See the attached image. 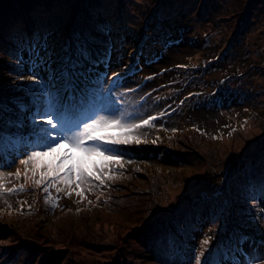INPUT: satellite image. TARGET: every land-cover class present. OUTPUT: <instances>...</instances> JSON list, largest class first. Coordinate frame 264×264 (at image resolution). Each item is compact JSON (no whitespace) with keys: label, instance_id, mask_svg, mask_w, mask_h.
Masks as SVG:
<instances>
[{"label":"rangeland","instance_id":"rangeland-1","mask_svg":"<svg viewBox=\"0 0 264 264\" xmlns=\"http://www.w3.org/2000/svg\"><path fill=\"white\" fill-rule=\"evenodd\" d=\"M144 1L147 2V0ZM218 1L223 3L222 0ZM115 4L119 6L114 0L104 2V16H98V10L95 12L97 16L94 12L85 16L91 26L96 25L92 23L97 22L104 24L103 34L105 37L107 36L109 45L101 50L99 57L93 62L86 63L87 61L84 60L87 58L83 57L82 62L86 63L83 65L86 67L84 75L75 76L74 83L72 81L70 83L74 88L73 94L77 98V104L89 106L80 114L79 119L89 118L96 107L100 106V99L103 104L109 102L110 94L109 96H100L102 90L106 93L110 87L113 88L112 98L118 99L120 107L125 112L145 119L148 116H157L158 119L154 122V127L141 130L142 137L146 138L149 143L118 146V151L123 154L124 160L132 161V163H126L122 170L118 169L117 179L108 181L107 186L92 191L85 190L86 198L83 200L75 192L68 196L65 195L67 189L57 193L53 188L50 190L51 201L46 204L45 196L47 194L42 189H33L30 185L26 186L24 192L6 196L4 200H7V204L4 200H0V221L6 226V229L0 227V234H2L0 243L9 251L8 254H0V260L3 259L0 264H41L43 257L50 256L52 258L55 253L63 255L61 264H100L101 261H109L113 247L96 249L95 245L89 243L96 242V239L102 241L108 239L111 245L114 242L115 245L120 246L123 244V240L120 241L122 237L117 242L114 236L120 233L121 230L117 231V226L122 221H120L117 211L99 213L94 210L97 197H108L109 199L115 197L116 201L121 195H125L131 190L133 192L141 191L144 188L142 178L149 180L153 189L166 190L161 192V197L155 198L153 202V204L157 203L159 210H164L166 205L171 202H184L191 200L194 196H201L204 192H212L209 180H202L199 184L190 180L193 174L199 177L203 167L196 171L181 163L178 165L162 163L159 157L157 159L152 156L154 155L151 153L153 148L157 147L160 151L162 146L165 148L164 144L172 138L176 140V138L183 137V141L185 138H190L196 144L198 142V154L205 157L206 164H208L216 161L220 152L229 149L242 147V150H252L243 146L247 142L255 141L257 133L264 137L262 131L264 130V98L260 100L259 97L260 104L257 103V105L246 98L239 102L237 97L230 96L228 99L225 92L221 93L217 86H213L214 82L224 78L223 74H226L228 66L227 71L230 70V72L227 75V80L231 83L220 85L223 89L228 88L229 93L236 86L243 88L241 82L245 83V86L247 83H252V88L257 83L264 86V79L258 77L257 72L253 71L251 66L258 62L262 64L260 60L264 59V11H262L264 7L261 10H256L255 14L259 15L252 16L250 24L244 30L237 32L244 44L241 56L232 62L222 61L216 69H210L209 78L213 81L207 78L198 81L195 86L192 81L189 84V80L191 76L198 75L194 67L199 65L200 52L202 51L200 46L206 45L205 53L214 55V50L211 51L208 46L215 45L217 42L221 46H225L233 33H236L233 31L236 27L228 28L226 21L223 20L225 17L219 16L218 9L212 8L210 20L206 23L198 22L194 16L180 15L169 19V23L167 22L168 24L163 26L164 29L157 28L142 39L143 34L146 35L145 30L147 32L145 23L149 24L152 21V19L148 21L146 19L145 14L148 11H145L144 2L130 0L120 14L121 11L118 7L113 9ZM48 8L50 10L43 12V19L39 18L36 22V31H41L40 35L31 43L26 44L30 51L28 59L33 63V69H37L41 65H44L45 70L47 69V62H50L49 57H54L52 54H55L57 48L62 44L61 35L54 36L53 29L59 26L60 20L63 22L64 19L68 20L67 16H59V13L56 12L57 5L53 4ZM99 9L103 11V9ZM219 9L221 10L220 7ZM144 11L146 13H143ZM221 13L223 14L224 11ZM106 14L110 15L106 16ZM220 19H222L221 22ZM234 20L235 18H232L228 25L232 26ZM18 28L19 30L25 29L19 26ZM94 30L97 33L91 32L90 35L88 34L89 38L101 33L95 26ZM172 34L184 36L182 42L168 40L173 36ZM19 43L22 45L21 42ZM82 47L80 51L76 52L73 47L72 56L75 57L84 51ZM80 62L81 57L78 56L76 63L78 70ZM55 65L53 64V66ZM190 71L192 74H189ZM41 72L43 73H41V77L39 75L36 77L43 82L52 95L66 97L69 94V81L66 78L62 80L57 78L53 82L48 80L47 72L42 70ZM114 73L119 74L118 87H114L112 84L115 79ZM56 74L58 72L54 73V75ZM20 75H23L24 79L20 80L17 77L14 80L15 88L21 87L23 91H28L33 109L32 117L38 106L37 97H39L41 108L44 107V97L34 88L33 82L27 79L30 74ZM137 82H142L139 85L142 87L127 93L126 89L132 85L135 86ZM87 89L91 93L89 98L85 95ZM94 96L95 99H93ZM27 113L29 114V112ZM161 113L164 115L161 116ZM7 116L9 117V113ZM10 116H12V119L9 118L10 121L21 120L18 131H15L14 135L25 132H31L33 135L32 119L23 120L19 119V115L14 117L12 114ZM25 116L30 118L28 115ZM25 116L23 115V117ZM173 129L176 131H172ZM153 140L156 143H151ZM31 145L32 143L26 144L15 154H8L9 159L5 162V167H0V171L15 172L16 167L23 170V166L19 165V159L23 158L21 155L23 151L32 150ZM234 152L237 151L232 150L230 154ZM211 154H213V158L209 157ZM199 155L194 158L203 161ZM185 156H179L176 159L193 160L191 156L188 158ZM259 158L264 159V146L259 150ZM13 160L15 163H12ZM3 162L4 160L0 159V163ZM231 162H233L232 157L225 159L215 171L229 169ZM120 172L123 174L119 175ZM183 181L189 182L183 184ZM22 183H24L23 177L19 180L12 179L8 186L18 187ZM171 185L172 187H170ZM60 187L64 186L60 185ZM132 191L131 194H133ZM35 196L36 198H34ZM9 204L11 208L8 207ZM255 216L259 222L256 226V236L261 240L259 243L261 247L257 254L250 255L249 253L247 259H240L234 264H264V212L257 211ZM92 226L93 228L90 230L89 228ZM200 228L203 233H208L210 228L212 230L215 227H205L204 224H201ZM88 229L90 232L87 231ZM252 231H255V227H252ZM30 240L35 243L26 248L28 246L26 242ZM17 241H20V244L14 245ZM196 246L197 255L201 252L204 253L201 256L202 260L207 253V248L202 244L201 237ZM142 261H144L141 262L142 264H148L144 259Z\"/></svg>","mask_w":264,"mask_h":264},{"label":"trees","instance_id":"trees-1","mask_svg":"<svg viewBox=\"0 0 264 264\" xmlns=\"http://www.w3.org/2000/svg\"><path fill=\"white\" fill-rule=\"evenodd\" d=\"M105 1L107 0H0V159L1 161L4 160L3 164L9 159L8 154H15L24 145L34 142V136L31 132L14 135L15 131H18L21 120L10 121L12 119L10 115L12 114L14 117L19 115V119L30 120L33 112L28 91H23L21 87V90L20 88L16 89L14 80L18 75L24 73L30 75L34 73L35 76L41 77L43 74L41 70L47 72L48 80L53 82L57 78L64 79L63 73L65 71L73 73L71 78L73 83L75 76L84 75L86 67L83 65L93 62L99 57L101 50L109 45L107 36L105 37L103 34L105 26L102 22L92 23L96 24L94 26L101 33L94 37L91 36V38L88 37L91 32H97L85 18L89 13L93 14L94 12L95 14L97 10L98 16H104ZM114 1L119 6L115 4L113 9L118 7L121 11L120 14L130 0ZM142 1L145 5V11H148L147 13L143 12L146 13L147 21L152 19L151 23H145L147 32L145 30L146 35L143 34L142 39L157 28L164 29L163 26L165 27L169 23V19L180 15L194 16L198 22L206 23L210 20L212 8L218 9L219 16L225 17L223 20L226 21L228 28L236 27L233 30L236 33H233L225 46H221L218 42L208 46L211 51L214 50V55L205 53L206 45L200 46L202 51L200 52L199 65L194 67L198 75L191 76L189 80V84L192 81L195 86L198 81L209 78L210 69H216L222 61L232 62L241 56L244 44L237 32L244 30L250 24L252 16L259 15L255 14L256 10H261L264 7V0H222L223 3L218 0ZM53 4L58 6L56 12L59 13V16H67L68 18V20L64 19V22L60 20L59 26L53 29L54 36L61 35L62 44L57 48L55 54H52L54 57H49L50 62H47L46 70L44 65L33 69V63L28 59L30 51L26 44L31 43L40 35L41 31H36V22L44 16L45 10H50L48 7H52ZM221 11L224 13L222 14ZM109 15L106 14V16ZM232 18L235 20L230 26L228 22ZM159 20L161 21L159 22ZM170 23L173 24V22ZM18 26L25 29L19 30ZM172 35L168 40L182 42L184 36ZM73 47L75 52L80 51L81 47L84 51L74 57L72 56ZM78 56L81 57L79 70L76 67ZM83 57L87 58L84 60L87 61L86 63L82 62ZM261 62L262 64L258 62L251 66L252 70L257 72L258 77L264 79V59H261ZM53 64L56 65L53 66ZM213 65L215 66L212 67ZM227 70L226 74H223L224 78L214 82L213 86H217L221 93L225 92L228 99L230 96L237 97L240 102L246 98L256 105L257 103L260 104L258 98L260 97V100L264 98V86L262 87L259 83L252 88V83H247L245 86V83L241 82L243 88L236 86L233 91L230 90V93L228 88H222L220 84L231 83L227 80V75L230 72ZM56 72L58 74L54 75ZM189 74L192 72L190 71ZM209 80L213 81L211 78ZM141 83L137 82L135 86H130L126 89L127 93L141 88L142 86H139ZM90 94V90L87 89L85 95L89 98ZM102 95L101 92L100 97ZM206 99L208 100V98ZM100 100L99 103L102 105ZM8 113L9 117L7 116ZM23 115H28L30 118L23 117ZM262 131L264 134V130ZM255 135H257L255 141L247 142L243 146L252 150L233 147L234 149L220 152L219 158L208 164H206V158L198 154V142L196 144L190 138H185L184 141L182 140L183 137L176 138V140L172 138L164 144L165 148L162 146L160 151L157 147L153 148L151 153L154 155L152 156L157 159L159 157L162 163L168 165L181 163L196 171L203 167L200 176L197 177L196 174H193L190 180L196 184L201 183L202 180H209L212 192H204L201 196H194L191 200L184 202H171L166 205L164 210H159L157 203L153 204V202L155 198L161 197V192L166 190L153 189L149 180L142 178L144 188L141 191L133 192L131 190L133 194L131 191L125 193L116 201L115 197L111 196V199L108 197L97 199L94 210L99 213L117 211L122 222L117 226V231H121L114 236V239L118 242L119 238L122 237L120 241L123 240V244L120 246L115 245L114 242L111 245L108 239H104L105 241L96 239V242L89 243L95 245L96 249L113 247L110 260L101 261L100 264H142L141 262H144L142 259L148 264H196V243L200 237L202 242L205 239L209 240V244L205 245L207 253L202 258L201 264H234L240 259H247L249 253L250 255L257 254L261 247L259 245L261 240L256 236V226L259 222L254 214L257 211L264 212V159L259 158V150L264 146V137L259 133ZM232 150L237 152L230 154ZM186 154L188 156H185ZM198 155L203 161L194 158ZM179 156L187 158L191 156L193 160H177L176 158ZM209 157L213 158V154ZM229 157L233 158V162L229 163V169L215 171ZM183 182V184L188 183ZM201 224H204L205 227L214 226L215 228L212 230L210 228L208 233H203L200 228ZM0 227L6 229L1 221ZM252 227H255V231H252ZM92 228L93 226L89 229ZM89 229L87 231L90 232ZM123 230L125 231L123 232ZM202 234L204 235L201 236ZM33 243H35L33 240L27 241L28 246L26 248ZM19 244L20 241H17L14 245ZM3 253L8 254L9 251L0 243V254ZM62 256L55 253L52 258L50 256L43 257L40 263L61 264Z\"/></svg>","mask_w":264,"mask_h":264},{"label":"snow or ice","instance_id":"snow-or-ice-1","mask_svg":"<svg viewBox=\"0 0 264 264\" xmlns=\"http://www.w3.org/2000/svg\"><path fill=\"white\" fill-rule=\"evenodd\" d=\"M72 75L71 71L63 73L69 81L70 91L66 97L52 95L34 73L27 76L33 82L34 88L43 95L44 107L39 106L40 100L37 97L38 106L31 117L34 125L32 150L23 151V158L19 159L23 170L16 167L15 172L0 171V200L26 191L28 185L33 189H42L47 194L46 204L51 201L50 190L53 188L57 193L67 189L65 195L68 196L75 192L83 200L86 198L85 190L92 191L107 186L108 181L117 179L118 169L122 170L126 163H132L124 160L118 146L149 143L142 137L141 130L154 127L158 117L148 116L145 119L125 112L118 99L112 98V87L106 93L102 90L103 95L110 94L108 103L96 107L89 118L79 119L80 114L89 106L77 104L74 88L70 83ZM113 76L115 79L112 84L118 87L119 74L114 73ZM18 79L23 80L24 76L18 75ZM69 112L72 114L69 115ZM160 115L163 116L164 113ZM0 167L5 165L0 163ZM21 177L24 183L18 187L8 186L12 179L19 180ZM4 202L7 204V200ZM8 207L11 208V205ZM202 244L208 245L209 240L205 239ZM203 254L201 252L196 256V264H201Z\"/></svg>","mask_w":264,"mask_h":264}]
</instances>
